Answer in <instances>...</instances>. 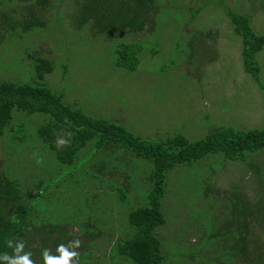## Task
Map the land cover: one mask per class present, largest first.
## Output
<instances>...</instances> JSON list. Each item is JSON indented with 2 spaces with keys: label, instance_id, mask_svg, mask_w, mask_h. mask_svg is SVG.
<instances>
[{
  "label": "rangeland",
  "instance_id": "374dc122",
  "mask_svg": "<svg viewBox=\"0 0 264 264\" xmlns=\"http://www.w3.org/2000/svg\"><path fill=\"white\" fill-rule=\"evenodd\" d=\"M224 4L249 13L264 33V0H162L154 27L114 37L79 19V0H2L0 79L32 80L35 54L49 56L53 69L43 81L66 101L152 141L176 133L193 140L226 125L263 127L264 88L244 66L243 38ZM124 39L142 46L136 70L115 61ZM257 59L264 84V46ZM17 113L13 121L24 128L11 139L0 135V168L7 164L36 191L38 225L53 222L58 239L68 228L80 236L79 264H135L112 246L135 232L128 214L147 202L152 161L120 144L98 148L96 135L77 162L64 163L38 131L46 112ZM162 210L155 232L163 264H264V146L244 159L218 151L176 163L166 173ZM31 227L36 242L52 231Z\"/></svg>",
  "mask_w": 264,
  "mask_h": 264
},
{
  "label": "trees",
  "instance_id": "16d2710c",
  "mask_svg": "<svg viewBox=\"0 0 264 264\" xmlns=\"http://www.w3.org/2000/svg\"><path fill=\"white\" fill-rule=\"evenodd\" d=\"M32 1L45 6L52 0ZM1 4L2 0L0 9ZM79 5L81 21H88L96 33L114 37L133 29H144L151 23L154 27L153 17L162 5V0H79ZM223 8L243 38L242 57L246 70L264 88L257 59L258 52L264 46V33L255 29L249 13L226 4ZM141 47L137 40H121L116 44L115 61L129 70H136L140 62L138 52ZM35 58L36 71L32 80L0 79V135L8 132L11 139L15 135L13 130L24 128L18 123L19 120L13 121L17 111L41 110L46 112V118L38 126V131L57 158L64 163L77 162L79 148L96 135H99L96 141L98 148L102 145L120 144L139 156L149 158L153 168L149 175L151 185L147 202L134 206L128 214L129 223L135 227V232L127 237H116L112 246L115 247V252L131 259L135 264H163L161 239L155 228L165 221L162 196L169 168L176 163L200 158L209 152L222 151L226 158L244 159L247 151H256L264 146V126L242 129L226 125L193 140L182 133L161 141L142 138L116 120L92 115L83 107L66 101L63 91H56L43 81L46 72L53 69L52 59L42 54H35ZM70 133L71 145H60L58 150L54 140L66 142ZM82 170L84 177L89 175L86 172L90 169L85 167ZM41 193L43 195V191ZM36 195V191H31L30 186H22L21 180L11 174L7 164L0 168V264H11L12 260L25 257L29 252L32 253L29 258L34 264H43V250L51 249L50 254L58 256L56 248L60 244L69 252H79L72 242L77 239L81 241V237L74 235L67 227L64 238L58 239L54 234L56 225L53 222H41L42 229L50 228L52 231L40 232L41 241L36 242L31 232V226L40 227L36 220L38 214L31 216L33 211L41 209ZM20 239L25 242L21 244ZM8 240L10 246L6 243ZM247 247L248 244L243 242L239 253ZM73 260L76 261L75 258Z\"/></svg>",
  "mask_w": 264,
  "mask_h": 264
},
{
  "label": "clouds",
  "instance_id": "9594fccd",
  "mask_svg": "<svg viewBox=\"0 0 264 264\" xmlns=\"http://www.w3.org/2000/svg\"><path fill=\"white\" fill-rule=\"evenodd\" d=\"M55 135V132L53 133ZM71 137L72 133L69 134V140L68 141H57L54 140V144L56 145V148L59 150L60 145H66V147L71 145ZM36 162L38 164L43 163V158L38 157ZM21 244H23L25 241L23 239H20ZM10 246V241L8 240L6 242ZM73 245L76 248H79L81 246V241L80 240H75L72 242ZM56 251L59 253L58 256L51 255V249L45 248L42 252V259H43V264H70V262L75 258L77 260V264H79V252H69L67 249L64 247L63 244H60L57 246ZM32 256V253L29 252L25 257L22 258H17L15 260L11 261V264H34V261L30 259L29 257Z\"/></svg>",
  "mask_w": 264,
  "mask_h": 264
}]
</instances>
